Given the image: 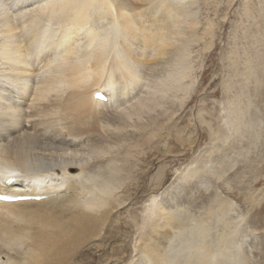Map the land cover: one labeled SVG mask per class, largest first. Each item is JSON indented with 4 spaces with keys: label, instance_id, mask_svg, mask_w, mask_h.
<instances>
[{
    "label": "bare ground",
    "instance_id": "obj_1",
    "mask_svg": "<svg viewBox=\"0 0 264 264\" xmlns=\"http://www.w3.org/2000/svg\"><path fill=\"white\" fill-rule=\"evenodd\" d=\"M193 4L0 0V191L48 195L41 201H0V264H226L222 257L231 251L232 246L226 249L224 243L231 240L230 234L227 239L218 237L220 250L226 249L223 253L208 239L213 228L209 218L232 209L222 195L212 202L219 210L210 204L208 215L200 213L203 218L191 227L197 243L186 259L169 258L165 250L169 239L189 226L183 205L194 196L187 187L200 175L205 154L175 174L171 166H160L150 176L160 153L176 152L173 158L181 160L186 153L176 147L198 145L196 135L188 133L192 124L171 123L196 91L193 44L215 36L214 23L200 35ZM15 12L20 14L14 16ZM261 40L264 44V35ZM205 41L204 49L212 48L213 42ZM256 59L260 69L247 64L248 82L241 89L253 85L262 96L264 48ZM231 63L239 66L235 56ZM234 85L228 84L227 90ZM95 89H104L108 100L93 98ZM239 95L227 102L225 128L214 130L206 118L213 115H205L201 106L194 110L193 126L197 123L199 134L205 132L214 141L204 151L211 157L225 130L241 136L260 132L250 109L253 101L238 108L234 101L242 99ZM19 171L21 175L16 174ZM9 172L17 181L6 187L2 178ZM26 175L32 184L21 181ZM148 179L151 184H144ZM256 185L244 197L249 211L260 210L264 202L260 196L264 188ZM139 193L146 201L135 210L132 196ZM204 196L198 192L199 198ZM217 217L216 223L221 218ZM260 240L264 242V235ZM259 242L250 248L264 256V244ZM89 249L95 255L77 261ZM99 251L103 256L96 259Z\"/></svg>",
    "mask_w": 264,
    "mask_h": 264
},
{
    "label": "rangeland",
    "instance_id": "obj_2",
    "mask_svg": "<svg viewBox=\"0 0 264 264\" xmlns=\"http://www.w3.org/2000/svg\"><path fill=\"white\" fill-rule=\"evenodd\" d=\"M185 1L194 2L193 8L197 13L200 22L198 28L200 35L202 36L205 30L209 28V23H214L212 28L215 29V36L214 38L206 37V41L205 39H200L193 44L191 63L195 68L192 77H194L193 84L196 87V91L192 95H188L193 101L189 104V101L191 100L188 98L189 101L188 104H186V107H184L185 110L180 111L173 119L175 121L173 122L172 120L171 122L172 125L178 123L177 125L180 127L187 126L189 123L192 124L188 128V133H191L192 136L196 135L195 137L197 139L195 143L196 145L198 144L197 148L189 149L186 145L184 147L182 145L176 147L177 145L175 146L174 143L172 144L170 142L171 147H176L181 153L185 152L186 156L180 160L178 157L173 158L172 155L176 156V152H171V154H165L164 156L160 153L158 160H155V162L151 164L153 171L150 176H153L160 166H171V173L174 172L175 174L178 168H180L179 171L183 170L195 158L200 157L202 153L205 154L200 175L195 177L194 182L187 187V191L191 192L190 195L194 196L183 205L184 214L190 221L188 223L190 227L187 225L185 226V230H181L180 233L177 234L175 233V236H173L172 239H169L168 243L166 242L165 250L168 252L167 256L169 258H181L182 260L189 256V249L192 250L191 247L197 243L195 228L191 227L196 226V219L198 217H200L199 219L203 218L200 216L201 214H205V217L208 215L207 211H209L211 206L214 209L217 208V205L213 203H215V199H217L219 195H222L223 198L227 197V200H230L232 209L227 208L225 209L226 211L220 210L221 215L219 216L221 218L218 217L223 223L220 220L216 223V220L218 221V219L214 221L217 216H212L214 219L209 218V221H212L213 227L211 228L212 232L209 235L210 237H208L209 242H212L211 244L213 246L219 248L220 253H223L224 250L232 246L231 251L222 257L226 264H244L245 262H247V264H254L258 259L260 262L257 263L264 264V256H256L253 252V246L251 247L253 249L250 248V246L252 244L254 245L257 241L264 244V242L260 240L264 235V202L262 201V206L259 207L260 210L257 211L254 208V210L249 211L244 198L246 194L250 195V193L253 192L251 187L252 184L253 186L257 184L256 187L259 189L264 188V95H258L255 88L252 87L253 85L241 89L243 82H248L245 80L244 74L247 64L251 63L250 66L254 65V69H260L256 54L261 51V48H264V44L261 42V37L264 35V0ZM2 9L3 7L0 6V11H3ZM18 14L20 13L15 12L13 15L17 16ZM28 14L29 13H27V15ZM204 41L205 43L212 41V48L205 50ZM234 56L235 58L237 57L239 65L236 68H233L231 63ZM29 59H31V56ZM34 77L36 78L35 82L40 80L38 72L35 73ZM228 84H235L236 86L234 85L235 87L230 91L227 90ZM235 94H242L240 97L242 98L241 100L236 98L234 101H238L236 102L238 108H243L244 105L250 103V100L253 101L252 105L250 104V109L251 112L255 114V116H253L255 118L254 121L259 120L256 124L258 125L260 132L256 134L257 131L254 129L256 132L251 133V131H246L244 135L241 136L242 134H236V131L233 129H227L228 131L225 130V135L220 136L219 139L215 141V147L213 148L215 152L212 153L213 155L211 157V155L204 151L208 149V145L213 140L211 137H207L204 131V133L201 132L199 134L197 123H195L196 127L193 126L194 122H192L191 119L194 116V110L196 109V106H201L205 115L206 113L213 115V117L206 118L212 120L214 130L223 127L225 128L227 124H225V126L222 124L225 123V118L227 116L225 113L226 105L227 102L233 103L230 99H235ZM255 96H257V98ZM192 97L195 98L192 99ZM27 106H31L30 101ZM181 112H183L182 115H180ZM30 113L31 109L28 108L26 114L29 115ZM201 127L203 126L201 125ZM237 136H239V138ZM236 140L237 142H235ZM250 141L251 143H249ZM174 177L175 176H171L170 178L173 180ZM144 181V184H151L149 179ZM229 190L232 194L228 192ZM197 191L205 196L199 198ZM261 191L262 190H260V196L262 197L264 196V192ZM143 195L144 193H139L137 196H132L135 197V200L134 207L131 205L132 203L130 204L131 209L132 207L133 209H141L142 203L146 201V198ZM151 196L152 194L149 195V197ZM212 196L215 197L213 198ZM129 202L130 201H128V203ZM210 204L212 205L210 206ZM203 207H206L205 211ZM125 209H123L122 212L125 211ZM217 209L219 210V207ZM125 215L130 216L129 214ZM214 222L215 225L213 224ZM226 222H229V225ZM224 225L225 227H223ZM220 231H223V233L226 231V234L224 233L223 235ZM229 234L231 240L224 242L226 249L222 248V250H220L221 248L217 245V240H223V236L226 238L227 236L225 237V235ZM218 237L220 239H218ZM96 243L101 244L102 241H96L95 244ZM263 251L264 248L261 250V254L264 255ZM93 255H95L94 249H89L86 253L83 252L78 257L77 261L85 262ZM213 255V259L216 260L215 258L217 254L215 258ZM101 256H103V253L100 251L96 253V259Z\"/></svg>",
    "mask_w": 264,
    "mask_h": 264
},
{
    "label": "snow or ice",
    "instance_id": "obj_3",
    "mask_svg": "<svg viewBox=\"0 0 264 264\" xmlns=\"http://www.w3.org/2000/svg\"><path fill=\"white\" fill-rule=\"evenodd\" d=\"M0 198H3V199H9V197H0Z\"/></svg>",
    "mask_w": 264,
    "mask_h": 264
}]
</instances>
